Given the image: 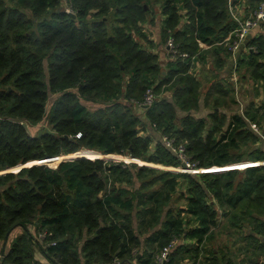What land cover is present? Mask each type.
Returning <instances> with one entry per match:
<instances>
[{
	"label": "trees",
	"instance_id": "trees-1",
	"mask_svg": "<svg viewBox=\"0 0 264 264\" xmlns=\"http://www.w3.org/2000/svg\"><path fill=\"white\" fill-rule=\"evenodd\" d=\"M262 1L0 0V242L23 228L1 264H45L37 249L47 264H156L174 239L165 264H219L207 247L217 233L251 253L244 264L262 263L264 165L191 174L105 160L122 154L178 167L166 135L185 144L197 168L264 161V139L251 126L264 134V101L229 115L225 108L238 104L235 88L218 72L206 90L212 110L197 117L202 81L189 72L208 52L221 69L232 52L217 43L237 27L230 5L249 15ZM156 2L162 40L173 36L189 58L163 65L136 38L153 45L145 23L154 22ZM246 44L238 67L264 86V33H250ZM149 89L172 94L156 97L144 120L133 100ZM46 116L50 128L38 133L22 124ZM148 126L161 137L146 133ZM49 158L66 159L7 171Z\"/></svg>",
	"mask_w": 264,
	"mask_h": 264
},
{
	"label": "crops",
	"instance_id": "crops-1",
	"mask_svg": "<svg viewBox=\"0 0 264 264\" xmlns=\"http://www.w3.org/2000/svg\"><path fill=\"white\" fill-rule=\"evenodd\" d=\"M239 13H242V14L244 13L242 7H240ZM258 31H259V33H263L261 28H259L255 32H258ZM217 44L218 45H223L220 42H218ZM199 46H200L201 49H204V50H210L211 49V45H207V44L202 43V42H199ZM223 46H225V45H223ZM161 48H163V47L158 45L157 49L156 48L155 49H156V52L159 53L160 60H161V62L164 65L165 62H167L166 60H168V58L166 56H164L166 49L163 48V51L161 52ZM167 50H168V48H167ZM246 50H247V44L245 43V45H243L238 52H236L235 54L231 53V55L227 58V60H224V66L221 69L218 68V60L215 61L214 60L215 59L214 56L210 52H208V54H206L205 60H200L197 57L192 69H190V71H189L190 73L194 74L195 76H197L198 79H200L202 81L201 77L199 76V72L201 70L205 71V69H206V71H210V70L217 69L216 72L211 74L210 77L206 78V80H205L208 88L210 87L211 82L214 79L213 77L218 72L222 76L221 78L223 79V81L225 83H227L229 85H232L235 88V98H236L238 104L235 106V109H233V110H228V109L225 108V111L228 112L229 115H232V114L237 113V112H239L241 114H245V107L249 104V102L254 101L256 105H260L264 101V86H262L260 83H258L256 81H254L251 77L249 78L248 77L249 75H247L245 68H239L238 67L239 56L243 52H245ZM210 57H212L213 59L209 60ZM163 59H165V60H163ZM202 87H203V82H202ZM206 97H207V93L206 92L201 94L199 108L192 110V113L195 116L202 117V116H198V115L202 114L201 113L202 112V110H201V107H202L201 102L203 103V105L205 106V108L207 110L209 109V112L212 110L211 109V105L210 104L207 105ZM221 110H223V109H221ZM181 112L185 114V112H183L182 110H181ZM209 112H208V114H209ZM196 114H198V115H196ZM252 124H256V123H251V126H252ZM146 133L152 134L156 138L161 137L160 133L156 132L150 126H148ZM144 165H146V166H152L153 165V167H156V168H159V169H163V170H170V171H173V172H182V171L176 170L175 169L176 167H174V166H165L163 164L151 163V162H147V161H145ZM238 165H241V167H238ZM246 165H248V166L264 165V161H258V162L245 161V162H241V163H236V164H232V165H229V166H226V167H222L224 169L222 171H226V170H229V169H235L236 166H237L236 169H245L246 167H248ZM218 168H221V167H218ZM211 170L209 168L208 169L203 168L202 170H200V171H198L196 173L184 172V171L182 173L198 174V173H201V172H212ZM176 204L182 206L184 204V201L183 200L179 201ZM31 230L33 232H35L33 227L31 228ZM22 231H23V228L21 226L16 227L10 233L9 238H8L7 241H5V242L1 241L0 242V264H1L2 256H3L2 255V250L4 248V245H6V248H5V251H6L8 249V247L10 246L11 241L18 234H20ZM181 241L182 240L180 239V242ZM242 245L243 244L241 242L237 243L235 245V241H233L231 238H227L225 235H223V234L219 235L217 233L215 238L207 245V247H210L211 249L214 250L215 256H217L218 259H219V264H227L228 262L230 264H244L245 262H243V261L245 259H247V257H249V255L251 253L250 252L246 253L245 250H240V247ZM225 255H226V257L223 258V256H225ZM36 258L39 261H41L42 263H45V264L48 263V259L46 258V256L39 249L36 250ZM191 263L192 262L189 261V259H186L184 262H182V264H191ZM122 264H135V263L127 262V263H122Z\"/></svg>",
	"mask_w": 264,
	"mask_h": 264
},
{
	"label": "built area",
	"instance_id": "built-area-1",
	"mask_svg": "<svg viewBox=\"0 0 264 264\" xmlns=\"http://www.w3.org/2000/svg\"><path fill=\"white\" fill-rule=\"evenodd\" d=\"M70 10H68L69 12ZM230 11L233 15L234 19L237 22V27L229 34L227 38H225L221 44L225 45L233 54L238 52L240 48L245 45L248 35L254 30L255 28L259 27L262 23H264V1H262L259 5V7L250 12L249 15H247L245 12L238 13V11L230 5ZM168 50L172 53V55L180 56L182 58H189V53H182L179 50L178 44L175 42V39L170 38L168 40L167 45ZM253 50H256V48L252 47ZM195 57H192V60H194ZM154 92L152 89H149L141 101H134V104H136L141 109H146L149 106L152 105L154 102ZM252 127L254 130L261 134L262 138L264 139V134L260 130V128L256 124H252ZM163 141L165 145L174 152L179 160L181 161V165L176 167L175 169L178 171H184L188 170L190 167L195 169L197 168L195 164H193L190 161V157L188 156L186 152V146L184 143L177 144L175 139L164 135ZM199 171L202 170L201 168H197ZM198 172V171H197ZM41 238H44V234L40 235ZM178 239L172 240L166 247L163 248V250L156 256V264H165L166 261H168L169 254L172 250V248L177 244ZM264 264V259L262 260V263Z\"/></svg>",
	"mask_w": 264,
	"mask_h": 264
},
{
	"label": "rangeland",
	"instance_id": "rangeland-1",
	"mask_svg": "<svg viewBox=\"0 0 264 264\" xmlns=\"http://www.w3.org/2000/svg\"><path fill=\"white\" fill-rule=\"evenodd\" d=\"M65 9L68 11V10H70L69 12L70 13H72V14H75L74 12H73V8L70 6V5H68L67 4V2L65 3ZM153 13L154 14H152L153 16H154V22L152 23V22H147V23H145V32L149 35V40L151 41V43L153 44V45H151L150 43H149V41H148V39L146 38H143V37H141V36H139V35H136V38H138V41H140L141 42V44H143L146 48H149V49H153V51H156V49H157V47H158V45H160V46H162L163 48H165L166 49V51H165V54H164V56H166L168 59L169 58H174L175 56L174 55H172V53L169 51V50H167V45H168V40L170 39V38H173L174 39V37L173 36H170V38H168L167 40H162V38H161V23H162V13H161V4L160 3H154V6H153ZM261 30H262V32L264 33V24L261 26ZM255 31H257V30H254V31H252L251 32V36H255V35H257V34H259V31L258 32H255ZM255 32V33H254ZM156 48V49H155ZM163 48H161V52L163 51ZM180 49V48H179ZM181 51V50H180ZM160 52V51H159ZM182 52V51H181ZM182 53H188V52H182ZM194 57H196V56H194ZM211 59H213L212 57H210L209 58V60H211ZM163 60H165V59H163ZM195 60V59H194ZM166 61H168V60H166ZM217 71V69H214V70H210V71H206V69H205V71H200L199 72V76L201 77V79H202V82H203V87H202V93H205L206 92V90L208 89V86H207V84H206V78H209L210 77V75L211 74H213L214 72H216ZM155 94V93H154ZM171 91H166V92H164V93H162L161 95H154V100L156 99V97H158V98H162V97H168V98H170L171 97ZM56 97H57V95H52L51 96V99H50V101H49V103H48V107H47V112L50 110V108H51V105L53 104V102H54V100L56 99ZM89 108H91V109H95V108H97V107H101L102 106V104L101 103H99V102H96V101H91V100H89V101H86V100H82ZM135 100H133V102H134ZM201 104H202V107H201V110H202V114H200V115H198V114H196V115H198V116H202V117H205V116H207V114H208V112H209V109L207 110L206 108H205V106L203 105V103L201 102ZM135 106H136V109L134 110V112L136 113V114H138L139 116H141V118H143L144 120H146V112H145V110L144 109H141V108H139L136 104H135ZM233 109H235V107L233 108ZM183 114L184 113H182L181 112V110H179L178 109V115H179V117H181V116H183ZM258 126V125H257ZM151 127V126H150ZM259 127V126H258ZM50 128V126H49V124H48V120H47V116L41 121V122H39L38 124H35V125H33V126H30V129H31V133H33V134H35V133H38V132H40L41 130H44V129H49ZM143 128V127H142ZM253 128V127H252ZM260 128V127H259ZM254 129V128H253ZM164 136V135H163ZM95 151V150H94ZM96 152H98V151H96ZM102 155H104V154H102ZM108 155V154H107ZM117 155H120V158L119 157H116V158H105V160H107V161H113V162H125V163H127V164H131V163H137L138 165H144L145 164V161L144 160H142V159H138V158H133V157H131L130 155H122V154H117ZM53 158H55V157H53ZM50 159V158H49ZM63 159H66V158H62L61 160H63ZM96 159V158H95ZM57 160V159H56ZM53 161V160H50V161H46V164H49V165H51V166H55L59 161H61V160H59V161ZM30 164H34V163H30ZM29 164V165H30ZM35 164H38V162H36ZM246 166H248V165H246ZM151 167H153V165L151 166ZM238 167H241V165H238ZM19 168H22V167H17L16 169H14V170H12V171H18L19 170ZM236 168H237V166H236ZM212 172H216V173H218V172H221L222 170H224L222 167L221 168H218V167H216L215 166V168L213 167V168H209ZM219 170V171H218ZM197 171H199L197 168H195V169H193V168H189L188 170H186V172H191V173H196ZM183 172V171H182ZM233 240V239H232ZM180 241V240H179ZM210 248V247H209ZM264 259V258H263ZM262 259V260H263Z\"/></svg>",
	"mask_w": 264,
	"mask_h": 264
},
{
	"label": "water",
	"instance_id": "water-1",
	"mask_svg": "<svg viewBox=\"0 0 264 264\" xmlns=\"http://www.w3.org/2000/svg\"><path fill=\"white\" fill-rule=\"evenodd\" d=\"M23 124V126L27 129V131L31 134V129H30V125H29V123L28 122H23L22 123ZM93 152H96V151H94L93 150ZM77 158H85V157H77ZM87 158V157H86ZM69 159H76V158H69ZM91 159H93V158H91ZM104 159V158H103ZM50 160H52V158H50V159H46V161H50ZM46 161H44V162H38V164H40V163H46ZM35 164V163H34ZM31 165H33V164H30V165H28V163L27 164H25V165H21L20 167H25V166H31ZM22 168H19V170H21ZM18 170V171H19ZM7 171H12L11 169L10 170H7ZM6 171V172H7ZM16 172V171H15ZM0 173H2V172H0ZM9 235H10V233L8 234V236H7V238L9 237ZM5 248H6V245H4V248H3V250H2V255H4L5 254Z\"/></svg>",
	"mask_w": 264,
	"mask_h": 264
}]
</instances>
